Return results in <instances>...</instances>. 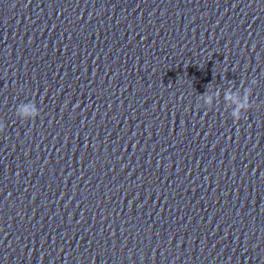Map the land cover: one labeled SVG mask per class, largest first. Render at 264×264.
<instances>
[{"label":"clouds","instance_id":"1","mask_svg":"<svg viewBox=\"0 0 264 264\" xmlns=\"http://www.w3.org/2000/svg\"><path fill=\"white\" fill-rule=\"evenodd\" d=\"M226 100H233L234 103H236V108L232 112V118L234 121L238 122L241 120V112L245 111L248 112V110L251 108V102H250V92L246 93L244 102H239L238 100H235L234 97L231 94L225 95ZM208 102H211V97H208ZM19 115H21L26 120H35L39 115L40 112L37 110V108L32 104H26L22 106L19 110ZM5 129L4 124H0V133H2Z\"/></svg>","mask_w":264,"mask_h":264}]
</instances>
